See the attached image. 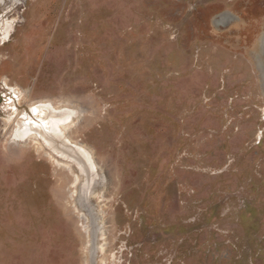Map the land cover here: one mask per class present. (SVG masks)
<instances>
[{
    "label": "rangeland",
    "instance_id": "obj_1",
    "mask_svg": "<svg viewBox=\"0 0 264 264\" xmlns=\"http://www.w3.org/2000/svg\"><path fill=\"white\" fill-rule=\"evenodd\" d=\"M0 264H264V0H0Z\"/></svg>",
    "mask_w": 264,
    "mask_h": 264
},
{
    "label": "bare ground",
    "instance_id": "obj_2",
    "mask_svg": "<svg viewBox=\"0 0 264 264\" xmlns=\"http://www.w3.org/2000/svg\"><path fill=\"white\" fill-rule=\"evenodd\" d=\"M15 104V103H14ZM14 109V108H13ZM17 110V109H16Z\"/></svg>",
    "mask_w": 264,
    "mask_h": 264
}]
</instances>
